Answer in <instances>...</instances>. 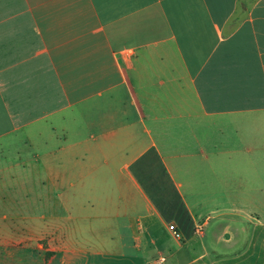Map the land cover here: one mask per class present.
<instances>
[{"label":"crops","instance_id":"crops-1","mask_svg":"<svg viewBox=\"0 0 264 264\" xmlns=\"http://www.w3.org/2000/svg\"><path fill=\"white\" fill-rule=\"evenodd\" d=\"M14 210L72 264H264V0H0Z\"/></svg>","mask_w":264,"mask_h":264},{"label":"rangeland","instance_id":"rangeland-1","mask_svg":"<svg viewBox=\"0 0 264 264\" xmlns=\"http://www.w3.org/2000/svg\"><path fill=\"white\" fill-rule=\"evenodd\" d=\"M47 213L40 215L47 218ZM28 215L31 220L22 226L15 220V210L0 212V264H72L82 251H89L87 244L66 241L64 221L53 227L37 226L34 212Z\"/></svg>","mask_w":264,"mask_h":264},{"label":"built area","instance_id":"built-area-1","mask_svg":"<svg viewBox=\"0 0 264 264\" xmlns=\"http://www.w3.org/2000/svg\"><path fill=\"white\" fill-rule=\"evenodd\" d=\"M169 229H170V230H174V234L177 235V233H176V231H175V229H174V226H169Z\"/></svg>","mask_w":264,"mask_h":264}]
</instances>
